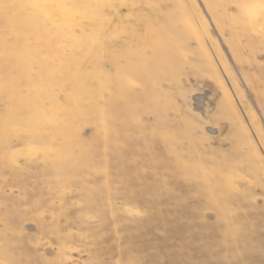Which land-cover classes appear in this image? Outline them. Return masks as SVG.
Wrapping results in <instances>:
<instances>
[{"label":"rangeland","instance_id":"1","mask_svg":"<svg viewBox=\"0 0 264 264\" xmlns=\"http://www.w3.org/2000/svg\"><path fill=\"white\" fill-rule=\"evenodd\" d=\"M0 264H264V0H0Z\"/></svg>","mask_w":264,"mask_h":264}]
</instances>
